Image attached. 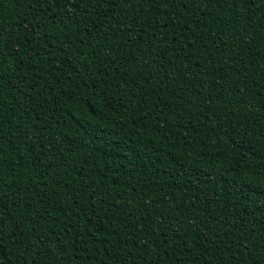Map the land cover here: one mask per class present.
<instances>
[{
    "label": "trees",
    "instance_id": "1",
    "mask_svg": "<svg viewBox=\"0 0 264 264\" xmlns=\"http://www.w3.org/2000/svg\"><path fill=\"white\" fill-rule=\"evenodd\" d=\"M0 264H264V0H0Z\"/></svg>",
    "mask_w": 264,
    "mask_h": 264
},
{
    "label": "snow or ice",
    "instance_id": "2",
    "mask_svg": "<svg viewBox=\"0 0 264 264\" xmlns=\"http://www.w3.org/2000/svg\"><path fill=\"white\" fill-rule=\"evenodd\" d=\"M181 2H182V5H183L184 7H187V4H188L189 0H181ZM13 49H15V45H13ZM41 235H42L43 237H45V239H44V241H43V242H45V243L47 242L48 239H51V238H52V234L47 233V232L42 233Z\"/></svg>",
    "mask_w": 264,
    "mask_h": 264
}]
</instances>
